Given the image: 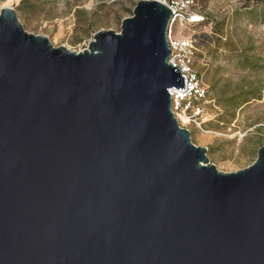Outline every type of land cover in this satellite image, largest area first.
I'll use <instances>...</instances> for the list:
<instances>
[{"label":"water","instance_id":"obj_1","mask_svg":"<svg viewBox=\"0 0 264 264\" xmlns=\"http://www.w3.org/2000/svg\"><path fill=\"white\" fill-rule=\"evenodd\" d=\"M171 13L76 52L0 9V264H264V144L223 172L178 124Z\"/></svg>","mask_w":264,"mask_h":264},{"label":"rangeland","instance_id":"obj_2","mask_svg":"<svg viewBox=\"0 0 264 264\" xmlns=\"http://www.w3.org/2000/svg\"><path fill=\"white\" fill-rule=\"evenodd\" d=\"M138 1L0 0V9L12 7L27 32L54 47L79 52L96 31L119 32ZM194 11L205 21L174 26L176 38L195 45L194 66L206 87L203 122L188 130L211 164L234 172L254 161L251 141L264 139V0H197ZM242 90L251 92L246 103L237 97Z\"/></svg>","mask_w":264,"mask_h":264},{"label":"built area","instance_id":"obj_3","mask_svg":"<svg viewBox=\"0 0 264 264\" xmlns=\"http://www.w3.org/2000/svg\"><path fill=\"white\" fill-rule=\"evenodd\" d=\"M171 10V18L167 27V43L170 49L168 63L176 67L184 79V89L172 87L171 110L181 127L202 124L205 115L206 87L199 72L194 66L196 47L191 39L176 38L175 24H198L205 21V17L194 11L197 0H159Z\"/></svg>","mask_w":264,"mask_h":264},{"label":"trees","instance_id":"obj_4","mask_svg":"<svg viewBox=\"0 0 264 264\" xmlns=\"http://www.w3.org/2000/svg\"><path fill=\"white\" fill-rule=\"evenodd\" d=\"M243 91V90H242ZM247 91H243L242 93H239L238 95H237V97L239 98V97H241L242 99H241V101L240 102H242V103H246L247 102V96L248 95H250L251 94V92H249V93H246ZM234 105V107L235 108H237L238 106H240V105H238V103H234L233 104ZM264 144V139H262V138H260V137H258L257 139H255V140H252L251 141V143H250V147L248 148V150H247V153H248V155H250V156H253V154L255 153V152H257V149L260 147V146H262ZM256 157V155L254 156V158Z\"/></svg>","mask_w":264,"mask_h":264}]
</instances>
